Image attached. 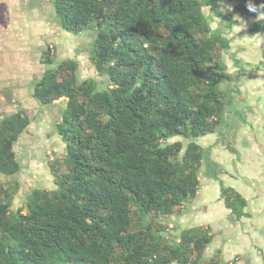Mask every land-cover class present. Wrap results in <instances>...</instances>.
<instances>
[{"label": "trees", "instance_id": "16d2710c", "mask_svg": "<svg viewBox=\"0 0 264 264\" xmlns=\"http://www.w3.org/2000/svg\"><path fill=\"white\" fill-rule=\"evenodd\" d=\"M222 2L54 1L64 30L97 28L91 62L109 84L83 79L77 60L52 67L57 50L44 48L33 95L67 101L58 124L67 152L51 163L55 188L33 190L17 210L19 184L0 181V264H236L220 250L208 257V225L168 234L199 194L196 140L218 132L233 98L231 42L205 12ZM233 12L256 20L251 35L264 31L263 0H239ZM31 123L25 110L0 122V176L21 171L16 145ZM221 200L235 220L251 218L234 188L222 186Z\"/></svg>", "mask_w": 264, "mask_h": 264}, {"label": "rangeland", "instance_id": "374dc122", "mask_svg": "<svg viewBox=\"0 0 264 264\" xmlns=\"http://www.w3.org/2000/svg\"><path fill=\"white\" fill-rule=\"evenodd\" d=\"M54 1L0 0V122L19 110H25L32 120L16 145L21 171L11 178L0 176L1 182L20 186L14 210L33 190L55 188L50 166L57 159L62 162L67 152L58 130L67 101L47 106L33 95L48 68L42 62L46 45L57 50L52 67L66 59L77 60L83 79L100 82L99 90L109 84L91 62L97 28L77 35L64 30ZM205 12L212 27L223 31L231 42L224 61L228 73L234 76L235 89L218 132L196 140L205 149L199 194L181 217L169 220L168 234L175 240L187 228L208 225L215 234L208 257L220 250L222 262L264 264V238L253 231L264 229V212L260 211L264 207V31L252 36L249 30L255 19L235 13L226 5L221 4L218 10L221 22L209 8ZM237 19L239 28L233 36L230 30ZM258 19L264 22V15ZM179 140L187 143L181 138L171 141ZM222 186L234 188L248 200L246 211L251 219L235 220L221 200ZM234 230L243 232L241 243H224L223 239L233 238ZM238 235L235 233V239Z\"/></svg>", "mask_w": 264, "mask_h": 264}, {"label": "crops", "instance_id": "0c3cea01", "mask_svg": "<svg viewBox=\"0 0 264 264\" xmlns=\"http://www.w3.org/2000/svg\"><path fill=\"white\" fill-rule=\"evenodd\" d=\"M264 1V0H263ZM239 3V0H223V2H222V5H226V8L228 7V9H230L231 8V10L233 11V9H234V7L237 5ZM219 8H220V6H219ZM219 8L216 10V11H214V14H216V17H221V14H219L218 13V10H219ZM217 19V21H219V22H221V20H222V17L220 18V19H218V18H216ZM240 19H237V20H235L234 22H232L233 23V29L232 30H230L231 31V34L230 35H233L234 33H236L237 32V29L239 28L238 27V21H239ZM242 21H244L243 19H241V22ZM256 20H254L253 22H252V24H254V22H255ZM262 23L264 24V22L262 21ZM238 27V28H237ZM249 33H250V30H249ZM251 34V33H250ZM229 35V36H230ZM235 35V34H234ZM233 35V36H234ZM253 36V35H252ZM239 39V38H238ZM237 40V39H236ZM261 206H264V204L262 203L261 204ZM260 211L263 213L264 212V207L262 208H260ZM245 220L246 219H251V218H244ZM244 219H242V220H244ZM241 220V221H242ZM237 224H239V223H237ZM237 227V226H236ZM254 231V233H258V234H260V238L262 239V238H264V229H263V231H260V232H258V231H256L255 229L253 230ZM235 233H239V235H238V237L235 239ZM231 235L232 236H230V237H233L232 239H230V238H227V239H223V241H224V243H228V242H230L231 243V245H239L240 243H241V240H242V235H243V232L242 231H239V232H236L235 230H234V232H232L231 233ZM237 254V253H236Z\"/></svg>", "mask_w": 264, "mask_h": 264}, {"label": "clouds", "instance_id": "9594fccd", "mask_svg": "<svg viewBox=\"0 0 264 264\" xmlns=\"http://www.w3.org/2000/svg\"><path fill=\"white\" fill-rule=\"evenodd\" d=\"M248 9H249V11H255L256 10L255 7L251 4L248 5Z\"/></svg>", "mask_w": 264, "mask_h": 264}]
</instances>
